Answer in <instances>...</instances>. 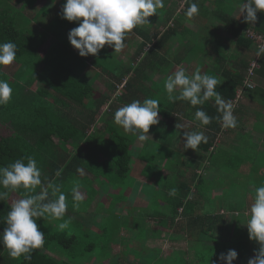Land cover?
Wrapping results in <instances>:
<instances>
[{"label":"crops","instance_id":"0c3cea01","mask_svg":"<svg viewBox=\"0 0 264 264\" xmlns=\"http://www.w3.org/2000/svg\"><path fill=\"white\" fill-rule=\"evenodd\" d=\"M46 2L53 4V0ZM183 2L166 0L165 8L159 10L158 15L147 18L150 24L138 26L127 35L126 47L119 53H114V49L106 45L96 56L81 57L78 50L70 44L68 36L60 41L53 35H50L39 50V55L44 56L54 49L50 67L57 65L67 55L77 61H83L79 70L80 84H77L81 91L75 98L76 101H67L66 107L59 103L54 107L49 104V109L51 107L53 112L57 109L64 110L62 111L66 116L67 134L75 128L82 138H95L91 144L86 141L79 143L83 145L87 160L91 161L86 166L96 169L93 173L84 167L79 175L71 180L70 185L66 184L69 187V192L66 193L69 209L65 216L70 215L78 222L72 234L79 239V244L85 243L83 247L86 248L88 245H95L98 240L99 245L90 251L73 252L72 255L62 251L52 253L64 263L224 264L219 259L220 254H226L232 249L238 253V258L232 264H238L242 257V252L238 250L241 243L249 245L253 251L251 256H244L241 263L244 264L246 260L248 262L249 258L254 257L259 248L258 244L256 247L251 245L249 235L247 240L238 237L247 231L245 224L250 208H238L230 203H223L227 196V199H237L239 194L231 191V188H222L218 183L221 177L218 150L220 146L222 150L226 149L225 154L230 155L233 152L230 150L231 145L241 142L235 152L239 154L242 164L246 160H255L260 153L264 154V107L261 108L262 111L255 113L256 108L262 106L261 101L252 100L253 95L243 97L234 113L238 121L237 127L224 133L229 135V140L225 143L229 145L225 146L221 145L220 121L213 119L209 125L200 126L199 121L194 119L197 108H202L212 117L220 115L214 98L202 106L194 107L187 101L169 102L164 89L167 77L182 67L188 75L199 71L201 74L215 76L221 81L216 91L225 101L233 104L235 99L228 101L225 91L229 90L234 82H238L235 87L237 93L244 85L250 63L257 57V43H248V34H254L258 16L255 23L245 22L246 12L241 13V0H192L191 2L199 5V14L188 19L185 12L191 2L185 7ZM238 25L242 27L240 33ZM77 26L78 23H67V31ZM131 66L138 67V94L137 99L130 100L125 98L128 78L121 83L118 76ZM254 83L256 84L253 90L262 89L264 95V79L256 75ZM41 86L49 90L40 82H35L30 90L34 92ZM51 92L56 100L63 99L53 90ZM146 98L160 101L159 124L150 126L149 138L140 141L136 135L125 133L115 124L114 113L133 100L142 102ZM43 101L48 104L54 102V99L43 97ZM94 110L97 111L96 114L93 113ZM77 124L78 128L75 127ZM176 124L183 125V129H177ZM184 131H202L208 138L207 143H201L196 151L186 150L183 146ZM120 135H129L134 140L131 146L134 154L133 172L129 179L123 181L121 178L116 179L113 172H109V168L115 166V163L111 157L103 155L104 151L111 153L116 150L117 137ZM246 139L260 141L258 145L251 142L248 148H244ZM31 145L34 150L36 146L32 143ZM48 145L53 154L75 153L72 142L63 145L62 141L54 139ZM51 151H45L49 153V162L53 161ZM177 156L179 159H176ZM157 158L160 172L147 175L146 162L149 160L155 163ZM99 166L106 168V176L97 171ZM183 168L197 173L196 178L192 174L193 179L185 178L187 181L182 182L193 185V191L186 196L176 192L170 195V191L178 183L177 169L181 173ZM246 168L249 166L240 167L241 171ZM190 175L191 173L186 176ZM80 176L94 180L92 184L98 190L94 189L95 203L88 198L90 195L84 191L83 185L76 182ZM112 178L115 180L111 181ZM230 179L228 185L235 183L244 186L242 190H248V180L238 181L232 175ZM242 182L245 184L242 185ZM77 185L83 196L78 207L74 206L72 192ZM197 185H201L198 190ZM217 187L221 193L217 191ZM176 199L195 202V208L191 209V218L179 215L175 222L171 219L173 210L168 202ZM84 200L87 201L84 203ZM219 200H222V205L216 204ZM84 204L88 207L93 204L95 206L86 210ZM178 211L179 214L183 213L182 209ZM143 229L149 233L147 236L142 237Z\"/></svg>","mask_w":264,"mask_h":264},{"label":"clouds","instance_id":"9594fccd","mask_svg":"<svg viewBox=\"0 0 264 264\" xmlns=\"http://www.w3.org/2000/svg\"><path fill=\"white\" fill-rule=\"evenodd\" d=\"M56 0H53V5ZM166 0H66L62 8V18L76 22L78 26L68 33V40L81 57L96 56L106 45L121 52L125 47L127 35L141 25L150 24L148 17L158 15L165 8ZM241 13L246 12L245 22L255 23L257 13L264 12V0H243L240 5ZM199 14V5L191 2L185 16L191 19ZM17 45L13 41L0 43V66L13 64L17 59ZM264 55V45L257 48L256 56ZM221 81L215 76L201 74L199 71L192 75L186 74L184 68H179L164 81L169 102L187 101L192 106L204 105L214 98L217 117L209 116L202 108H197L194 119L200 126L209 125L213 119L221 122L225 129L236 128L238 121L233 114L234 105L225 101L216 91ZM178 93V94H177ZM13 95V88L7 80L0 79V106L7 105ZM160 101L146 98L142 102L133 100L116 110L114 122L125 133L136 135L140 141H146L150 135V126L159 124ZM177 129L183 125L176 124ZM184 148L197 150L201 143H207V136L202 131L183 132ZM18 159L8 166L0 167V201L8 197L9 192L24 189L28 195L15 201L5 218L6 227L0 233V244L8 250L13 259L31 258V254L42 249L45 245V234L39 230L38 219L51 218L63 220L58 227L63 230L69 226L71 218L64 219L67 212L66 195L61 185L48 183L36 193L37 186H42V172L34 157ZM59 175V173H57ZM51 194L56 196L50 199ZM74 206L78 207L83 196L79 185L72 189ZM175 189L170 191L174 195ZM35 193V194H32ZM58 194V195H57ZM246 222L249 239L258 243L259 248L248 264H264V184L255 188L253 202L247 213ZM238 258L235 250L220 254V261L232 264Z\"/></svg>","mask_w":264,"mask_h":264},{"label":"trees","instance_id":"16d2710c","mask_svg":"<svg viewBox=\"0 0 264 264\" xmlns=\"http://www.w3.org/2000/svg\"><path fill=\"white\" fill-rule=\"evenodd\" d=\"M45 1L49 0H0V43L8 41L16 43L17 59L14 63L19 66L16 72H13V74L10 73L11 75L7 73L10 65L0 66V79L7 80L13 88L11 101L5 106H0V124L10 126L13 131L10 136L0 138V167L8 166L18 159H24V162L27 163V157H34L37 163L40 162L39 160L42 159L41 156L43 155L42 145H46V142L50 143L54 139L62 141L63 145L66 142H72L73 148L75 149L74 154L71 155L70 153L62 152L58 154L54 153V156L53 152L52 154L50 153L53 161L50 166L46 168V171L42 172V181L44 183L42 186H37L36 189V193H38L41 187H46L48 183L59 184L66 195V193L69 192L68 185L72 182L71 180L76 178L84 167H86L85 169L87 171L95 172V167L86 166L91 161L87 160V154L83 150V145L81 146V144H79L84 141H86L87 144H91L95 138L90 136L82 138L79 136L80 132L75 128H73L70 134H67L65 128L66 116L63 113L64 110L57 109L53 112L51 107L49 109V104L54 107V105L57 106L59 103L66 107L67 101H76L75 98L79 96L78 94L81 91V87H77V84H80L79 79L81 72H79V70L82 68L83 61L81 59L77 61L71 55H67L57 65L50 67L49 63L53 60L54 49L44 56L39 55V50L43 47L50 35H53L56 40L61 41L64 39L62 38L63 33L68 34L69 32L67 31V21L62 22L59 17H53L52 22H50V17L48 23H54L52 33L38 35L37 28L29 27L32 23L29 24L28 22L29 16H27L26 10L28 8L33 9L40 3L44 4ZM191 1L192 0H187L185 4L183 2L184 7ZM241 2H243V0H241ZM15 5H19L20 8H15ZM257 14L258 22L254 28V34L264 36V12H258ZM33 16L31 18L38 17L36 13L35 16ZM37 24L39 25V23ZM241 28L242 27L238 25V33L241 32ZM250 40H248V43H254V40ZM258 63L259 68L255 71L254 80L256 75L264 79V55L260 56ZM118 78L121 83L125 78H128L125 98L137 99L138 67L131 66L125 73L118 76ZM35 82L46 85L49 90L41 86L36 91L32 92L30 87H32ZM237 85L238 82H234L229 90L225 91V98H227L228 101L235 99V87ZM51 89L57 95L62 96L63 99L60 98L56 100ZM43 97L53 98L54 102L44 104ZM88 104H86V106H94V104ZM93 113L96 114L97 111L94 110ZM2 115L5 116L2 117ZM68 124L70 125L69 122ZM75 127L78 128V124ZM129 138L131 140H128L126 136L117 137L116 150L113 151V155L111 156L115 166L109 168V172H113L115 178H121L122 181L126 178L129 179L133 172L134 154L130 146H132L134 140L131 136H129ZM214 139L215 138H212V140ZM31 143L36 146L32 151L30 149L32 147ZM46 154L49 155V153ZM96 154L100 153L96 152ZM146 163L148 165L145 169L147 175L160 172L161 167L158 166V164L155 165L154 162L152 163L149 160ZM104 171L105 174L106 170ZM192 172L190 179L194 178L192 174L195 175V178L197 177V173ZM57 173H59V175H57ZM199 188V185H197L196 189L198 190ZM174 189L178 195L186 196V194H190L193 191V185L188 183H182V185L177 184L174 185ZM0 191H4V189L0 187ZM18 192H20L21 196L24 198L28 195L24 189H20ZM241 192L243 193V190H241ZM247 192L249 191L246 189V194ZM49 193L50 199L56 198V196L51 194V189H49ZM12 195L13 193L9 192L8 197L0 201V233H2L6 227L5 218L13 204ZM168 203L173 210L171 219L174 222L179 215L184 218H191V209L195 208V202L176 199ZM68 209L69 208H67V210ZM178 209H182L183 213L179 214ZM69 218H71L70 215L64 217V219ZM36 223L39 230L45 234L44 247L35 250L31 254V258L25 260L23 257L18 259L11 258L8 255V250L0 244V264H67L55 258L52 253L62 251L64 254L72 255L73 252L81 253L90 251L99 245L97 240L95 245H88L84 248L83 246H85V243L82 245L83 243L81 242V247L79 246V239L71 233L74 228L78 226V222L75 221V219L71 218L69 226L63 230L58 227L60 223H63V220L41 218L38 219ZM238 246L239 252H242V255L245 256L242 251L245 245L240 243Z\"/></svg>","mask_w":264,"mask_h":264},{"label":"rangeland","instance_id":"374dc122","mask_svg":"<svg viewBox=\"0 0 264 264\" xmlns=\"http://www.w3.org/2000/svg\"><path fill=\"white\" fill-rule=\"evenodd\" d=\"M65 3H64V0H62L61 2H58L56 0V2H55L54 5L51 4V3H47V2L45 3L44 2V4L43 3H40V5H43L41 7H39V5H38V6L34 7L33 9L28 8L26 10L27 11V16H29V21L28 22H29V24L32 23V25L31 26L29 25V27L30 28H35V29L37 28L38 35L52 33L53 32V29L52 28H53V24L54 23H48L50 21V17H51V21L50 22H52V18L53 17H59L60 21H62V22L67 21V20L63 19L62 18V15H61L62 14V8H63V5ZM15 8H20V6L19 5H15ZM33 13H34V16H35V13H36L38 17H34L33 16ZM32 16L34 18H31ZM37 23H39V25ZM67 23H70V22L67 21ZM72 23L76 24V22H72ZM67 36H68V34L63 33L62 38L65 39ZM18 68H19V66L17 64H14L13 63V64H11L9 66L7 73L13 74V72H16V70ZM260 88H262V87L260 86ZM245 95L246 96L253 95L254 97L251 98L252 100H254V101H261L262 106L260 108H256L257 111L255 113H258L259 111H262L261 108L264 107V95L262 94V89H256V90H253V91L252 90H245L244 96ZM242 100H243V98L240 99V100H238L237 103H234V112H233V114L235 113V110H237V108L239 107L240 102ZM250 112L253 113V111H250ZM4 116L5 115H2V117H4ZM229 129H225V128L222 127V131H221V134H222L221 145L222 144H225L226 142H228L229 135H226L224 133H226ZM12 132L13 131H12V128L10 126H4V125L0 124V138L5 137V136H10L12 134ZM120 136H123V135H120ZM249 136H250V134H249ZM235 137H237V136H235ZM126 138L128 140H131L128 135L126 136ZM238 138H240V137H238ZM172 141H174V140H172ZM246 141L247 142H246V145H245L244 148H248L249 147V144L251 142L252 143L255 142V145H258L260 140L257 141V139H253V140L246 139ZM47 143H49V142H46V145H44V144L42 145V147H43L42 148V150H43V153L42 154L43 155L41 156L42 159L39 160L40 162L37 163L38 164V167L41 169V172H45L46 171V168L48 166H50V164L52 163V161H50V162L48 161L47 154L45 152V151H51V148L49 147V145ZM51 143H52V141L49 144H51ZM240 143L241 142H236V144H235L236 146L235 145H231L232 148L230 150H233V152L230 155L225 154L224 153L225 152L224 150H226V149H223L222 150V147L219 146L220 149L218 150V156H219L218 159H220V161H218V162L220 163V173H221V177L219 178L218 183L221 184L222 188H226V189H230L231 188V191L236 192V193L238 192V194H239V195H237V197H238L237 199H227L228 198V196H227V198L223 201V203H230V204H232V205H234V206H236L238 208H250V206H251V204L253 202V197H254V194H255V191H254L255 188L261 186V184H264V163H263L264 162V154H261L260 153V154L257 155V157L255 158V160H251L250 162L248 160H246L242 164V160L239 159V154L237 152H235V149H237L236 147H238L240 145ZM215 145H217V144H215ZM228 145L229 144H225V146H228ZM148 148H150V146H148ZM30 149H31V151L33 150L32 148H30ZM130 149H131V146H130ZM263 149H264V144H263ZM101 151L103 152L104 150L101 149ZM248 152H250V150H248ZM103 155H107L108 157H111L113 155V152L107 153L106 151H104ZM248 156H249V154H248ZM176 159H179V156H177ZM157 163H158V158H157V160L155 162V165ZM242 165H244V166L248 165L249 168H246L243 171H241L240 167ZM99 167L100 168L97 169V171L104 173L105 172L104 170H106V168H104L102 166H99ZM94 169H96V168H94ZM192 171L193 170L186 171V169L183 168L181 170V173H179V171L177 169V175L176 176L178 178V183H176V184L182 185L181 184L182 182H186L187 180L185 178H190V177H187L186 175H188ZM229 171L231 172V174H230ZM239 173L242 174V175H240ZM247 174H248V176H245ZM230 175L235 176V178L238 181H243V179L244 180H248V184H249L248 190H251L252 193H250L251 191H249L246 194V189L245 190L243 189V193H242L241 192V190H242L241 188L244 187V186H240L238 184L236 185L235 183L232 184V185H228V184H230L229 182L231 181ZM105 176H106V174H105ZM243 177H245V178H243ZM110 180L111 181H114L115 179L112 178ZM93 181L94 180H92V181L88 180L86 176H80V177H78V180L76 182H79V184L83 185L84 191H86V193L88 195H90V196H88V198H90L93 201V203H95L96 201L93 200V198H94V196L96 194V191H98V190H97L96 186H94V184H92ZM244 184L245 183L242 182V185H244ZM199 187L201 188V185H199ZM218 189H219V187H217V191H218ZM218 192L221 193V190H219ZM12 193H13V195H12L13 203L15 201L21 199V198H24V197L21 196L20 192H18V191L12 192ZM86 201L87 200H84V203ZM216 204L222 205V200L216 201ZM84 206L86 207V210H88L92 206H95V205L93 204L90 207H88L87 205L84 204ZM73 227H74V225H73ZM74 231H75V228H74ZM242 233H245V234L244 235L243 234L242 235L239 234L240 236H238V237L241 240H247L248 239V237H247L248 230L247 231H244ZM141 234H142V237H144V236H147L149 233L147 234L145 232V229H143V231H142ZM250 241H251V245L253 247H256V245L258 244L255 241H252V240H250ZM82 245H84V243ZM80 246H81V244H80ZM242 251L244 252V255L246 257L248 255L251 256L252 255V252H253L251 250V248L249 247V245H246L244 248H242ZM243 260H244V256L242 255V257L239 259L238 264H241ZM247 263L248 262L246 260L244 262V264H247Z\"/></svg>","mask_w":264,"mask_h":264},{"label":"built area","instance_id":"2783aa9c","mask_svg":"<svg viewBox=\"0 0 264 264\" xmlns=\"http://www.w3.org/2000/svg\"><path fill=\"white\" fill-rule=\"evenodd\" d=\"M186 1L187 0H184V4H185ZM248 37L250 39L254 40V42L257 43V48L260 45H264V36L255 35L253 33H249ZM259 58L260 57H256L250 63L249 68L247 70L246 81L244 82V85L239 90H237L234 103H237L238 100L243 98L245 90H253V89H255L254 77H255V71L259 68V63H258ZM234 103H233V105H234Z\"/></svg>","mask_w":264,"mask_h":264}]
</instances>
